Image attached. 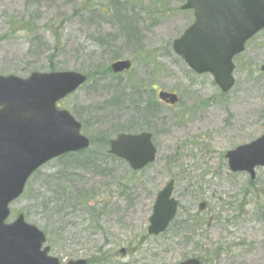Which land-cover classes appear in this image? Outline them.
<instances>
[{"label": "rangeland", "instance_id": "374dc122", "mask_svg": "<svg viewBox=\"0 0 264 264\" xmlns=\"http://www.w3.org/2000/svg\"><path fill=\"white\" fill-rule=\"evenodd\" d=\"M185 1L0 0V75L89 78L59 107L81 123L91 150L46 164L11 206L10 222L23 214L48 234L62 264H264V169L250 182L223 161L264 134V33L235 59L236 83L223 97L171 48L194 20L180 10ZM119 59L133 61L129 73H108ZM151 88L176 93L180 103L148 112L158 95ZM121 132L152 133L156 162L132 173L114 161L107 143ZM171 180L176 222L150 236L155 198ZM190 221L198 222L192 234L178 231Z\"/></svg>", "mask_w": 264, "mask_h": 264}, {"label": "water", "instance_id": "95a60500", "mask_svg": "<svg viewBox=\"0 0 264 264\" xmlns=\"http://www.w3.org/2000/svg\"><path fill=\"white\" fill-rule=\"evenodd\" d=\"M185 10L193 9L195 23L174 41L176 54L198 74L210 73L224 93L234 85V55L244 51L245 43L264 30V0H188ZM129 62H118L112 69L122 72ZM264 72V67L262 68ZM78 73H33L29 79L0 76V264H60L41 249L44 234L20 216L13 224L5 222L9 205L24 193L34 172L48 161L87 149L89 139L80 135V125L58 101L84 85ZM161 99L176 104V95L162 93ZM147 134L121 135L111 142V153L128 162L135 170L152 164L156 149ZM234 172L245 171L255 178L254 170L264 167V136L228 153ZM158 197L148 232H164L175 218L177 202L171 199L173 183ZM201 208H204L201 206ZM69 264H86L84 260ZM180 264H201L189 260Z\"/></svg>", "mask_w": 264, "mask_h": 264}, {"label": "trees", "instance_id": "16d2710c", "mask_svg": "<svg viewBox=\"0 0 264 264\" xmlns=\"http://www.w3.org/2000/svg\"><path fill=\"white\" fill-rule=\"evenodd\" d=\"M71 163V162H70ZM186 231V230H185Z\"/></svg>", "mask_w": 264, "mask_h": 264}]
</instances>
